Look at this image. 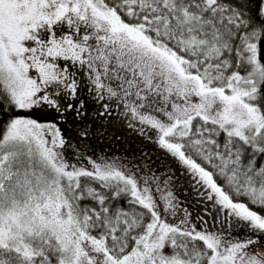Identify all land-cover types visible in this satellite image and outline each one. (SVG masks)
I'll use <instances>...</instances> for the list:
<instances>
[{
    "label": "snow or ice",
    "instance_id": "snow-or-ice-1",
    "mask_svg": "<svg viewBox=\"0 0 264 264\" xmlns=\"http://www.w3.org/2000/svg\"><path fill=\"white\" fill-rule=\"evenodd\" d=\"M0 264H264V0H0Z\"/></svg>",
    "mask_w": 264,
    "mask_h": 264
},
{
    "label": "trees",
    "instance_id": "trees-1",
    "mask_svg": "<svg viewBox=\"0 0 264 264\" xmlns=\"http://www.w3.org/2000/svg\"><path fill=\"white\" fill-rule=\"evenodd\" d=\"M188 200H189V203L191 204V209L190 210L193 212V215L195 216L199 211H201V209H200L199 206L196 205L194 197L189 195Z\"/></svg>",
    "mask_w": 264,
    "mask_h": 264
}]
</instances>
